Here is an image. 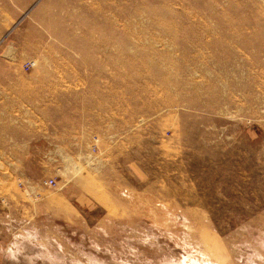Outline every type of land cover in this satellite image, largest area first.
I'll return each mask as SVG.
<instances>
[{"label":"rangeland","instance_id":"374dc122","mask_svg":"<svg viewBox=\"0 0 264 264\" xmlns=\"http://www.w3.org/2000/svg\"><path fill=\"white\" fill-rule=\"evenodd\" d=\"M0 264H264V0H0Z\"/></svg>","mask_w":264,"mask_h":264},{"label":"built area","instance_id":"2783aa9c","mask_svg":"<svg viewBox=\"0 0 264 264\" xmlns=\"http://www.w3.org/2000/svg\"><path fill=\"white\" fill-rule=\"evenodd\" d=\"M29 66H33V64L31 63V64H29ZM43 186L44 187L46 186V187H49V188H54V187L57 186V183L54 180H52V179H48V180H44Z\"/></svg>","mask_w":264,"mask_h":264}]
</instances>
